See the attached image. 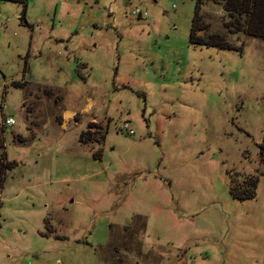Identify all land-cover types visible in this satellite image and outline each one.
<instances>
[{
	"label": "rangeland",
	"instance_id": "obj_1",
	"mask_svg": "<svg viewBox=\"0 0 264 264\" xmlns=\"http://www.w3.org/2000/svg\"><path fill=\"white\" fill-rule=\"evenodd\" d=\"M201 1L240 52L198 0L0 1V264H264V39Z\"/></svg>",
	"mask_w": 264,
	"mask_h": 264
},
{
	"label": "trees",
	"instance_id": "obj_2",
	"mask_svg": "<svg viewBox=\"0 0 264 264\" xmlns=\"http://www.w3.org/2000/svg\"><path fill=\"white\" fill-rule=\"evenodd\" d=\"M5 2H12L18 4H24L26 0H0ZM223 3L224 17L228 18L226 22V28L229 33L243 32L245 29L255 38L264 39V0H219ZM202 10V1L198 0V5L195 10V15L192 20V28L190 32L189 41L194 46L214 48L219 50H228L240 52L241 48L233 46L228 41V36L225 34H214L208 38H204L201 35L203 28L201 24L200 11ZM231 15V16H230ZM233 15L238 16V23L236 25L231 24ZM140 16V15H139ZM138 16V17H139ZM144 19V17L141 15ZM242 19V21L240 20ZM232 25V26H231ZM243 25V26H242ZM235 27V28H234ZM2 178L0 179V187L3 185L6 172L10 170V166L1 165ZM244 184V185H243ZM243 185V186H242ZM240 189H232L231 194L233 197L241 202L250 201L256 199V192L258 189V181L256 179L249 180V182L243 181ZM234 187V186H233Z\"/></svg>",
	"mask_w": 264,
	"mask_h": 264
},
{
	"label": "built area",
	"instance_id": "obj_3",
	"mask_svg": "<svg viewBox=\"0 0 264 264\" xmlns=\"http://www.w3.org/2000/svg\"><path fill=\"white\" fill-rule=\"evenodd\" d=\"M141 14H142V12L140 11V10H136L135 12H134V15L135 16H141ZM143 17L146 19L147 17H146V14H143ZM15 121L13 120V119H5L4 121H3V127H7V128H9V127H13V126H15ZM127 127V131H129V134L130 135H133L134 134V132H133V130H130V128H128V126H126Z\"/></svg>",
	"mask_w": 264,
	"mask_h": 264
},
{
	"label": "crops",
	"instance_id": "obj_4",
	"mask_svg": "<svg viewBox=\"0 0 264 264\" xmlns=\"http://www.w3.org/2000/svg\"><path fill=\"white\" fill-rule=\"evenodd\" d=\"M68 113H70V112H67V113L65 112V114H68ZM70 114L72 115V113H70ZM72 117H73V115H72L69 119H72ZM69 119H68V120H69Z\"/></svg>",
	"mask_w": 264,
	"mask_h": 264
},
{
	"label": "bare ground",
	"instance_id": "obj_5",
	"mask_svg": "<svg viewBox=\"0 0 264 264\" xmlns=\"http://www.w3.org/2000/svg\"><path fill=\"white\" fill-rule=\"evenodd\" d=\"M66 115H67V117H68V118H70V117H71V114H70V113H68V114H66ZM72 118H73V117H72Z\"/></svg>",
	"mask_w": 264,
	"mask_h": 264
}]
</instances>
